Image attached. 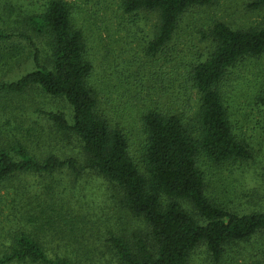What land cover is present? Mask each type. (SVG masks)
<instances>
[{"label": "trees", "instance_id": "1", "mask_svg": "<svg viewBox=\"0 0 264 264\" xmlns=\"http://www.w3.org/2000/svg\"><path fill=\"white\" fill-rule=\"evenodd\" d=\"M77 1H34L25 10L0 1V15L9 12L4 18L24 41L2 45L16 31L0 30V64L22 73L0 79V264H192L201 247L214 264H232L230 246L264 235V210L216 201L204 163L254 156L229 112L228 86L264 55V21L237 26L211 14L219 0H122L118 30L138 49L103 90L95 77L102 31L83 22ZM250 5L263 9L264 0ZM148 14L156 20L146 30ZM30 91L70 108L40 107L32 119L15 103ZM255 96L264 105L262 85ZM21 116L49 138L55 130L76 140L79 153L38 155L37 141L8 130ZM61 172L72 181L95 173L113 186L110 196L102 188L94 209L103 228L100 215L85 223L63 215L53 188ZM130 217L142 218L147 231L129 234Z\"/></svg>", "mask_w": 264, "mask_h": 264}, {"label": "rangeland", "instance_id": "2", "mask_svg": "<svg viewBox=\"0 0 264 264\" xmlns=\"http://www.w3.org/2000/svg\"><path fill=\"white\" fill-rule=\"evenodd\" d=\"M0 1L4 3V0ZM10 1L23 3L24 6L22 8L25 10V8L31 9L30 5L34 1L40 3L43 0ZM29 2L32 3L29 4ZM121 2L122 0L77 1L78 5L82 7L81 14L83 16L80 15V17L83 22L88 26H93L95 29L98 27L102 31V42L98 46L97 54H95V77L99 80L98 83L100 86L102 85L101 88L103 90L104 88L107 90L111 86V82H117L116 77L119 75V70H124L127 67L130 57L138 49L136 40L129 39V37L125 38L126 32L118 30L119 26L117 23L119 21L118 14L121 12ZM251 2L252 0H219L216 5L211 7V14L216 13L218 16L224 17V19L233 22L237 26H247L264 21V8L254 10L251 8ZM1 5L2 3H0V7ZM2 12L0 9V14ZM7 13L0 15V30L13 34L14 31L21 28L13 27L9 24L11 19L4 18ZM155 20V16L148 14L146 18L147 25L142 26L148 30ZM197 23L201 25L202 22L199 21ZM114 27L117 29L116 32L114 31ZM191 29L193 30L192 27ZM14 33V40H5L2 42V45L24 42L20 39L18 31ZM45 50L43 54L46 55ZM240 70V72L235 74L228 86L229 112L238 132L253 146L254 156L248 160H242L241 163L235 165L227 163L223 166H218L205 162L204 168L208 174V193L210 196L232 210L250 212L264 210V105H258L257 97L255 96L260 85L264 89V55L258 59H254L248 68ZM20 74L22 73L19 70L13 72L12 69L3 68L2 64H0V79L4 78V76H20ZM15 99L17 101L15 103L19 107L18 112L25 114V112L29 111L32 119L36 118L37 114L34 111L40 107L70 108L68 104L48 98L38 91L25 92L15 97ZM3 117L0 119V124L4 127ZM24 117L21 116L16 121L13 120V124L7 123L8 130L25 133L24 135L30 136V144L33 139L37 141L39 145H35L36 142H34L33 146L38 155L46 153L49 149L67 156L79 153L78 142L76 140L71 141L65 137L62 138L61 134H55V130L52 131L53 138H49V134L47 133L46 135L45 132H42L44 130H41V127H37L31 119L33 123H29L28 120H24ZM27 129L29 130L25 132ZM45 131H51V129L48 128ZM35 134L38 136L37 138L34 137ZM39 139L44 141L40 143ZM133 139L132 152L138 155L141 140L139 136ZM90 175L84 176L78 181H72L68 173H56L54 177L58 181L55 180L56 183L53 185V188L58 199V205L65 207L62 211L67 219L70 220L75 217L79 223L81 220L85 223V216L95 218L97 215H100L95 222L98 226L101 224L99 227L103 228L105 226V222L101 218L103 213L101 214L99 211L96 214L94 209L99 210L97 207L103 196L102 188L105 187V194L110 196L113 186L95 173ZM33 177L35 181L39 179V175H34ZM40 186L46 189L49 185L44 183L40 184ZM129 221L126 224L128 230L137 227L138 229L147 231V225L142 218L130 217ZM131 231L128 233L130 234ZM228 252L230 255L236 254L237 256L232 264H264V235H257L251 240L235 243L229 247ZM208 259V251L205 247H201L194 254L192 264H214Z\"/></svg>", "mask_w": 264, "mask_h": 264}]
</instances>
